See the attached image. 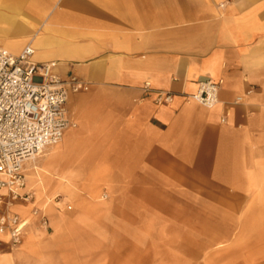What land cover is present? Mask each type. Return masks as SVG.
<instances>
[{
    "label": "crops",
    "instance_id": "crops-1",
    "mask_svg": "<svg viewBox=\"0 0 264 264\" xmlns=\"http://www.w3.org/2000/svg\"><path fill=\"white\" fill-rule=\"evenodd\" d=\"M26 45L88 90L68 98L75 127L25 166L14 257L191 262L213 229H264V0H0V49ZM205 81L210 109L188 100Z\"/></svg>",
    "mask_w": 264,
    "mask_h": 264
},
{
    "label": "built area",
    "instance_id": "built-area-1",
    "mask_svg": "<svg viewBox=\"0 0 264 264\" xmlns=\"http://www.w3.org/2000/svg\"><path fill=\"white\" fill-rule=\"evenodd\" d=\"M33 54L30 45L18 55L0 49V235L7 234L13 245L19 244L26 225L10 211L13 203L29 198L25 166L60 144L64 133L75 127L67 116L68 98L88 90L74 77L62 80L54 75L53 65L32 63ZM218 90L216 83L201 82L188 100L210 109ZM171 100L170 94L160 93L156 104Z\"/></svg>",
    "mask_w": 264,
    "mask_h": 264
},
{
    "label": "rangeland",
    "instance_id": "rangeland-1",
    "mask_svg": "<svg viewBox=\"0 0 264 264\" xmlns=\"http://www.w3.org/2000/svg\"><path fill=\"white\" fill-rule=\"evenodd\" d=\"M101 198L102 200L106 199L104 195H102ZM21 203L22 202L20 201L13 203V205L10 206V209H13V206L15 205H22ZM251 220H255L259 225L264 227V215H254ZM241 232L242 236L239 238L237 230L213 229L211 232L213 246L201 247V251L204 252L200 254L197 253L196 258L191 262L186 261L190 257L182 253L180 257L182 258V261L185 262H134L128 264H264V229L245 230ZM226 234L229 236H225ZM25 235L26 234H24L23 230L22 238L17 245H13L9 241L7 234L0 235V264H47L46 262L50 261L49 256L45 257V254H49V251L45 248L43 249V247L39 248V256L37 254H33L32 256L24 254V257H14L15 254L19 253L18 250L22 245ZM206 240L208 241L207 238ZM167 241L168 240L166 239L165 242ZM165 249L170 250V245L165 244ZM166 257L169 256L166 254ZM84 264L93 263L85 262Z\"/></svg>",
    "mask_w": 264,
    "mask_h": 264
}]
</instances>
